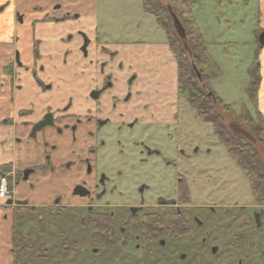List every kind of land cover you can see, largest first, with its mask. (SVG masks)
Listing matches in <instances>:
<instances>
[{"label": "flooded vegetation", "instance_id": "1", "mask_svg": "<svg viewBox=\"0 0 264 264\" xmlns=\"http://www.w3.org/2000/svg\"><path fill=\"white\" fill-rule=\"evenodd\" d=\"M17 19L25 23V13ZM53 20L48 15L42 23L29 22L28 46L18 36L0 39L3 143L19 130L13 144L18 151L28 146L0 164L9 187L0 198V264H264L258 228L264 210L250 228L245 205L234 206L239 213L228 210L216 200L212 181L202 196L194 171L181 159L184 150L163 147L159 134L148 129L162 117H146L139 104L129 103L132 63L117 61L119 54L104 46L94 54L91 39L77 30V63L86 70L99 65L93 74L104 81L85 98L59 93L68 83L58 79L56 32L41 29ZM123 71L132 74L119 77ZM120 80L123 95L111 94ZM110 129H116L113 137ZM122 135L127 148L119 139L120 146L111 145ZM57 226H69L72 237Z\"/></svg>", "mask_w": 264, "mask_h": 264}, {"label": "rangeland", "instance_id": "2", "mask_svg": "<svg viewBox=\"0 0 264 264\" xmlns=\"http://www.w3.org/2000/svg\"><path fill=\"white\" fill-rule=\"evenodd\" d=\"M140 1H104L99 9L101 23L106 22V28L110 31H131L130 41L148 40L161 42V44L166 42L167 35L165 30L157 24L153 15L144 12ZM198 1L192 10L191 16H188V18L195 20L196 24L203 28L207 37L208 48L215 59L212 63L215 62L216 64V66L207 67L204 73L213 82V90L222 97L221 99L226 104L231 106V111L229 113L224 112L222 107L216 102L214 108L217 112L224 115L225 125L231 132L233 130L230 127V123L233 120L254 136V141L242 135H240L242 138L239 139L240 142L245 144L249 143V141L253 142L254 151L264 164V134L259 135L258 133L256 135L257 132L253 131L255 126L250 120L246 121V114L249 112L255 124L264 126V115H262V112L258 113L256 111L254 102L247 94V86L250 80L248 67L253 62L256 50V45L253 42L256 39L253 33L256 27V2L255 0H250L251 3L248 4L246 3L247 0H225L222 5H218L216 4L217 0ZM159 2L164 6L171 5L178 13L186 9L185 0H159ZM232 2H234L233 5L231 4ZM229 15L233 16L234 19L232 18V22L227 24L225 19L230 18ZM216 16L221 20V27L215 20ZM241 19L244 21L241 22ZM188 29L192 30L195 27L189 25ZM258 38H260V35ZM217 40L225 43L233 42V45H220L215 43ZM151 51H147L142 58H139V55L137 57L136 52L135 54L129 52L123 56L131 62L136 61L137 66L134 70L138 73L140 72V74L153 75L158 80V69L165 68L167 71L169 70V75H171L170 63L164 50L159 55ZM82 55L85 56L84 52H82ZM139 62L144 64L139 66ZM157 64L161 65L157 67ZM151 83H147V85H151V91L153 90L154 94L160 92L159 86L156 85L155 87V84ZM136 84H138L137 78L133 81V87ZM164 89L168 90L170 98H134L136 96L134 95L129 103L139 104L137 107L138 112L146 115V117L151 113L155 115L156 119L158 117L164 118V122L150 125L148 129L159 134V141L163 144V147L171 144L184 150L181 159L184 161L185 166H191V172L194 171L197 182L201 185L200 191L203 197L210 190V181H212L216 200L225 204V207H228V210L233 213L241 212L238 207H234L236 204L245 205V223L250 228H256V213L260 209L264 210V203L256 201L252 193L249 177L238 162L229 156L224 145L219 142L212 125L196 117L195 110L188 104V99L181 96L174 98V92H170L171 89H174L171 83L166 84ZM260 101L264 106V98H260ZM244 115L245 119L242 118ZM140 128L139 124L135 126V132L139 134ZM126 129V127H123L121 133L127 134L128 130ZM110 130L113 137L116 129ZM168 135L172 138V143L168 139ZM235 135H239L238 132ZM124 136L117 137L116 140L111 142V145L120 146L117 144L119 139L123 142L122 147L127 148L128 146L124 144L126 143L125 139L123 140ZM183 173H186L185 170H183ZM186 174L190 177L193 173L187 171ZM261 221L262 224L258 228L260 229V239L264 240V214ZM75 224L80 229L81 225L79 222H75ZM62 228L67 232V237H69L71 234L69 226H57L58 230ZM56 238L58 239V237ZM92 259L94 258L90 256V260Z\"/></svg>", "mask_w": 264, "mask_h": 264}, {"label": "crops", "instance_id": "3", "mask_svg": "<svg viewBox=\"0 0 264 264\" xmlns=\"http://www.w3.org/2000/svg\"><path fill=\"white\" fill-rule=\"evenodd\" d=\"M104 1L107 0H0V8H2L3 6L6 7V8L3 7L4 10L0 13V39H4L7 35L18 36L21 39L25 40V46H28V43H30L31 41L30 40L31 27L29 25V22L31 20L38 19L42 23L46 16L52 15L53 17H56L58 21L53 20L52 24L45 23V25L41 26V29L43 30L46 28H50L56 32L52 38L55 39L54 46L56 48V56H57L56 65L58 71V79L64 78L68 83L66 86H64L65 90L59 91L60 94H63L64 96L74 95L75 98L77 97L85 98L89 94L90 89L99 87L101 81L102 82L104 81L102 77L98 79L93 74L95 73L94 72L95 69L99 71L100 69L99 65H97V68L93 66L91 67L92 68L91 70L89 68L86 70V68L81 66L80 63H77L81 58V55L78 52V47L81 44L82 39L81 37H79V35H76V31L82 30L91 39L90 48H92V52L94 54L96 51L95 48L104 46L105 48L111 51H115L119 54L117 57V61L124 60V63L126 65H128V63L133 64L132 72H136L135 73L136 78L138 79V84H136L135 87H133L132 85L133 94L136 95L135 98H170L168 96V90L166 91L164 89L165 85L170 83L174 88L173 90L171 89L170 92L171 91L174 92V98H179L180 95L178 91V75H179L178 61L168 44V40L166 42H162V44L161 42H156V41L151 42L148 40L130 41L129 38H131L130 36H132L131 31H121V30L110 31L109 29L106 28V22L101 23L99 17V9ZM223 1L225 0H217L216 4L222 5ZM255 2L257 5V12H256V27L254 28L253 33L256 36V39L253 42L256 45V49H257L258 47L257 39H259L258 38L259 35L262 32H264V0H255ZM246 3L250 4L251 1L247 0ZM231 4L233 5L234 2H232ZM140 5L143 7V0L140 1ZM19 13L20 14L25 13V23H22L17 19V14ZM66 15H69L71 17L64 22L61 19ZM76 15L78 17H75ZM229 17L230 18L225 19L227 24L232 22L233 16L229 15ZM215 20L218 23L219 27H221L222 23L220 18L216 16ZM242 21L244 20L241 19V22ZM192 26L195 28H199L202 31L206 46L208 48L207 37L203 28L201 26H198L195 20H193ZM71 33L74 34L73 37H71L69 40H66V37ZM215 43L220 45L223 44L229 46L233 45L232 44L233 42L225 43L224 41L221 40H217L215 41ZM134 44L136 45L134 46ZM261 46L262 49L260 52V63H261L262 81L259 90V107H260V112H262V115H264V106L260 101V98H264V44ZM66 50L69 51L68 53L69 55H67ZM163 50L168 58V62L170 63L169 67L171 70L170 73L171 75H169V70L167 71V69L165 68L158 69L159 70L158 80H156V78L153 75L140 74V72L138 73L136 70H134L136 69L135 67L137 66L136 61L131 62L128 59L124 58L123 56L125 54H128L129 52H133L134 54L136 52L137 57L139 55V58H142L147 51H151L154 54L158 53L157 55H159L161 54L160 52H162ZM208 51L211 54L213 60H215L209 48ZM66 56H69L67 62L64 61L66 60L64 59ZM143 64H144L143 62L138 63L139 66H142ZM160 65L157 64L156 66L159 67ZM214 65L216 66L215 62L211 63L207 67ZM207 67L205 68V70L207 69ZM132 72L123 71V75L119 73L118 76L124 78V76L132 74ZM95 74L96 75L98 74L97 71ZM153 77L154 80L152 81ZM150 82L155 84V87L156 85L159 86L160 92L154 94L153 90L151 91L150 89L151 85H147V83L149 84ZM212 84L213 82L211 81L212 91L218 97L222 98L216 91L213 90ZM248 86H247V94H248ZM123 92H124V85L120 80L115 85V89L111 94L116 96H122ZM23 104L24 102H20L18 106L22 107ZM14 115L15 112L11 116ZM14 117H16V115ZM15 119L18 118L16 117ZM163 119L159 118V121ZM4 133L6 132H4L2 128H0V164H3L8 160H12L16 158L17 157L16 154H18V152L24 154L25 151L26 152L28 151L26 148L28 147L27 145L22 146L21 150L18 151L17 146L13 144L14 137L20 134L19 130L11 131L10 135H8L7 137L8 140H6L5 145L3 143V140L6 139ZM4 150H8V152ZM10 150L14 151V153H10Z\"/></svg>", "mask_w": 264, "mask_h": 264}, {"label": "trees", "instance_id": "4", "mask_svg": "<svg viewBox=\"0 0 264 264\" xmlns=\"http://www.w3.org/2000/svg\"><path fill=\"white\" fill-rule=\"evenodd\" d=\"M184 4L186 9L179 13L171 7L185 28L191 56L184 49L183 43L174 28L167 6L161 4L159 0H143L144 11L153 15L157 24L165 30L168 44L178 61L179 95L188 99V104L195 110L197 118L212 125L219 142L224 145L229 156L238 162L249 177L252 193L256 201L264 203V164L259 155L254 151L253 142L249 141L246 144L240 142L239 138L242 137L231 132L225 125L224 115L215 110L214 105L216 103L226 113L231 111V106L226 104L212 91L210 77L204 73L205 68L212 63L213 58L208 51L202 31L199 28L188 29L189 25H193V20L188 18V16H191L197 0H185ZM257 43L258 47L253 62L248 68L250 77L248 95L254 102L256 111L260 113L259 90L262 81L260 52L262 46L258 39ZM194 66L201 72V80H199ZM242 118L245 119V115ZM247 120H250L253 126H255V128L253 127V131L257 132L256 135L258 133L259 135L264 134V126L255 124L249 112L246 114Z\"/></svg>", "mask_w": 264, "mask_h": 264}, {"label": "water", "instance_id": "5", "mask_svg": "<svg viewBox=\"0 0 264 264\" xmlns=\"http://www.w3.org/2000/svg\"><path fill=\"white\" fill-rule=\"evenodd\" d=\"M168 10H169V13H170V16L173 20V25H174V28L178 34V36L180 37L182 43H183V46H184V49L188 52L189 55H191V49L189 47V43H188V38H187V35H186V31H185V28L183 26V24L181 23L180 19L178 18L177 14L172 10V7L171 5H168L167 6ZM260 43L261 45L264 44V32H262L260 34ZM194 69L196 71V74L199 78V80H201V72L197 69L196 66H194ZM211 95V93H210ZM230 127L232 128V132L234 134H238L239 135H242V136H245L247 137L248 139H250L251 141H254V136L249 133L248 131L244 130L242 127H240L237 123H235V121L232 120V122L230 123ZM257 221H258V225H260V219H259V216L257 215Z\"/></svg>", "mask_w": 264, "mask_h": 264}, {"label": "built area", "instance_id": "6", "mask_svg": "<svg viewBox=\"0 0 264 264\" xmlns=\"http://www.w3.org/2000/svg\"><path fill=\"white\" fill-rule=\"evenodd\" d=\"M9 193V187L7 183V177H0V198H4Z\"/></svg>", "mask_w": 264, "mask_h": 264}]
</instances>
